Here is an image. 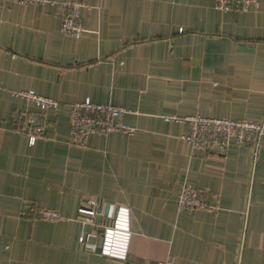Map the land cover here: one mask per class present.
<instances>
[{"label":"crops","instance_id":"1","mask_svg":"<svg viewBox=\"0 0 264 264\" xmlns=\"http://www.w3.org/2000/svg\"><path fill=\"white\" fill-rule=\"evenodd\" d=\"M50 1L85 6L78 39L60 33L55 7L0 0V264H234L241 237V264H264V148L255 161L235 145L191 150L189 125L168 120H263L264 0L246 13L213 0ZM27 91L123 108L133 133L70 145L67 109L42 113ZM20 113L43 116L33 146ZM185 186L212 210H180ZM89 198L129 209L125 261L75 250ZM24 203L63 221L22 219Z\"/></svg>","mask_w":264,"mask_h":264},{"label":"built area","instance_id":"2","mask_svg":"<svg viewBox=\"0 0 264 264\" xmlns=\"http://www.w3.org/2000/svg\"><path fill=\"white\" fill-rule=\"evenodd\" d=\"M22 6L49 5L55 7L60 17V33L64 36L78 39L82 33L81 11L85 7L81 2H53L50 0H4ZM259 7V0H213V8L223 13H246ZM19 97L32 103L40 112L55 111L66 108L70 124L69 144L84 148L90 135L108 133H133L125 126L122 117L128 113L123 108L112 105H99L89 100L83 103L61 105L57 101L36 95L32 91L22 92ZM40 114L20 113L16 122L17 131L28 138V144L33 146L44 135V125ZM178 123L189 125L190 132L185 141L191 150H217L226 152L231 145L249 148L254 155V161L260 149L264 148V116L261 122L233 121L229 119H211L200 115L185 118L171 117ZM109 206V205H108ZM180 210L211 211L206 201L204 191L191 186L182 188L178 197ZM19 217L26 220H43L47 222L63 221V217L54 210H48L24 203ZM79 233L75 242V250L95 254L100 248V255L125 261L130 242L129 209L116 207L114 211L102 209V204L92 198L87 199L78 210ZM92 227L87 231L86 227ZM242 237L234 264H241ZM162 264H171L169 262Z\"/></svg>","mask_w":264,"mask_h":264},{"label":"water","instance_id":"3","mask_svg":"<svg viewBox=\"0 0 264 264\" xmlns=\"http://www.w3.org/2000/svg\"><path fill=\"white\" fill-rule=\"evenodd\" d=\"M107 209H109V206L106 207V210H107ZM95 254L100 255V248H98V249L96 250Z\"/></svg>","mask_w":264,"mask_h":264}]
</instances>
